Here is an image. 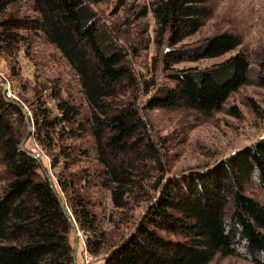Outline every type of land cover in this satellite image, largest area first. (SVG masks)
Wrapping results in <instances>:
<instances>
[{
	"label": "trees",
	"instance_id": "16d2710c",
	"mask_svg": "<svg viewBox=\"0 0 264 264\" xmlns=\"http://www.w3.org/2000/svg\"><path fill=\"white\" fill-rule=\"evenodd\" d=\"M210 2L153 0L139 13L141 19L153 15L158 46L174 48L165 54L168 69L237 51L205 69L173 71L171 83L158 88L145 109L186 108L211 116L248 84L251 63L239 34L224 32L199 45H183L213 16ZM37 37L69 65L82 102L65 98L58 79L40 83L36 76L13 102L0 87V264H75L69 218L86 236L89 254L104 257V264H210L217 256L264 264V202L248 194L252 186L264 193V137L211 166L166 177L162 145L139 109L138 78L117 35L99 22L92 5L0 0V58L7 60L12 80L20 81L22 55L38 65L32 54ZM29 126L56 172L52 180L67 214L41 156L22 150ZM86 137L93 140L99 187L110 192L120 214L116 226L129 229L109 248L99 216L72 173L91 150L68 142ZM150 189L156 196L148 201ZM142 202H148L146 212L134 224L131 212Z\"/></svg>",
	"mask_w": 264,
	"mask_h": 264
},
{
	"label": "rangeland",
	"instance_id": "374dc122",
	"mask_svg": "<svg viewBox=\"0 0 264 264\" xmlns=\"http://www.w3.org/2000/svg\"><path fill=\"white\" fill-rule=\"evenodd\" d=\"M86 1L96 11L99 22L117 35L128 55L140 85L139 109L149 124L151 135L162 145L166 177L211 166L264 137V84L263 86L261 84V79L264 80V70L261 66L264 63V0H211L209 5L213 9V16L197 34L183 42L184 47H191L224 32H233L243 38L242 49L248 53L251 63L249 82L231 95L221 111L211 116L186 108L147 110L145 105L158 88L171 83L170 75L173 71L188 68L205 69L225 61L237 51L217 59L179 63L168 69L164 61L165 54L174 48L167 43L158 46L155 20L151 13L147 18H139V13L145 7L151 8L153 0H130L126 5H123L125 0H106L101 3H93L94 0ZM32 46V54L38 65L34 66L22 55L19 59L22 67L20 81L10 78V66L5 58H0V84H5L8 89L7 96L4 97L10 100L18 99L17 94L21 92L22 86L32 87L38 76L40 83L46 78L60 80L64 97H72L81 103L80 86L60 53L40 37L34 38ZM1 92L3 93L2 88ZM31 129L33 131L34 128ZM68 144L91 150L90 157L82 159L72 173L77 176L84 196L91 201L95 213L99 216L109 248L127 235L129 229L121 224L120 228H117L120 214L113 208L110 192L99 187L95 174V170L99 168L93 152V140L86 137L69 141ZM26 149L41 156L44 168L55 181L53 173L56 172L51 167V161L38 147L33 134L26 143ZM82 177L89 178V182H84ZM154 181L153 179L150 183ZM1 187L0 183V194ZM248 194L264 202V193L255 187H249ZM147 195L150 201L156 196V192L150 189ZM147 206L148 202L134 205L135 211L131 212L135 219L134 224L145 214ZM130 225L132 227L133 221ZM76 228L80 241L76 255L79 259L77 263L85 264L83 255L86 251L87 238L77 223ZM70 236L75 251L74 229ZM94 258L93 264H104V257ZM210 264L252 263L237 256H217Z\"/></svg>",
	"mask_w": 264,
	"mask_h": 264
},
{
	"label": "water",
	"instance_id": "95a60500",
	"mask_svg": "<svg viewBox=\"0 0 264 264\" xmlns=\"http://www.w3.org/2000/svg\"><path fill=\"white\" fill-rule=\"evenodd\" d=\"M0 87H2V89H3V95H4V96H7L8 89H7L6 85H5V84H0ZM5 98H6V97H5ZM6 99H7V98H6ZM7 100H8V101H11V102L14 101V100H10V99H7ZM31 135H32V129H31V127L29 126L28 131H27V134H26V137H25V139L23 140L21 147H22V150H24L25 152H27L31 157H33V158H35V159H38V157H36L35 155H33L31 152H29V151L26 149V143H27V141L29 140V138L31 137ZM38 160H39V163H40V165H41V167H42V169H43V171H44V174H45L46 178L48 179V181H49L50 184H51V187L53 188L54 192L56 193V195H57V197H58V199H59V201H60V203H61V205H62V207H63V209H64V212L67 214V210H66V208H65V206H64V204H63V202H62V200H61V197L59 196V194H58V192H57V190H56V187H55V184H54L52 178H51L50 175L48 174L47 170L44 168V166H43V164H42V161H41L40 159H38ZM69 220H70V223H71V225H72V227H73V229H74V237H75V243H76V247H75V251H74V263H75V261H76V255H77V252H78L79 242H80V241H79V237H78V235H77L76 222H75L74 220L70 219V218H69Z\"/></svg>",
	"mask_w": 264,
	"mask_h": 264
},
{
	"label": "built area",
	"instance_id": "2783aa9c",
	"mask_svg": "<svg viewBox=\"0 0 264 264\" xmlns=\"http://www.w3.org/2000/svg\"><path fill=\"white\" fill-rule=\"evenodd\" d=\"M85 247H86V245H85ZM93 258L94 257H92V255L89 254V252L87 251V248H86V251L83 255V259L85 260V264H93V260L95 259V258L94 259Z\"/></svg>",
	"mask_w": 264,
	"mask_h": 264
},
{
	"label": "crops",
	"instance_id": "0c3cea01",
	"mask_svg": "<svg viewBox=\"0 0 264 264\" xmlns=\"http://www.w3.org/2000/svg\"><path fill=\"white\" fill-rule=\"evenodd\" d=\"M78 260H79V259L76 258L75 264H78V263H77Z\"/></svg>",
	"mask_w": 264,
	"mask_h": 264
}]
</instances>
